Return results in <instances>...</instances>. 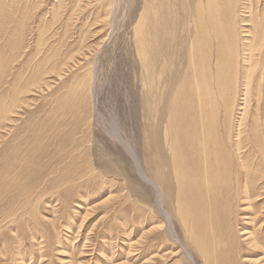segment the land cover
I'll list each match as a JSON object with an SVG mask.
<instances>
[{
    "label": "rangeland",
    "instance_id": "rangeland-1",
    "mask_svg": "<svg viewBox=\"0 0 264 264\" xmlns=\"http://www.w3.org/2000/svg\"><path fill=\"white\" fill-rule=\"evenodd\" d=\"M143 1L36 0L35 10L28 8L22 14L15 6L17 1L0 0L3 103L9 100L12 83L21 90L14 95L19 99L13 111L18 112L16 122L5 124L6 131L0 129V206L5 208L3 214L11 213L16 220L10 230H0V243L6 246L5 251H0V264H204L175 217L172 232L168 231L163 216L155 209L154 190L140 174L142 170L149 177L157 162L170 158L163 146L151 144L149 137L156 133L148 129L152 124L142 113L141 84L146 72L137 47L140 13L146 5ZM161 1L155 3L164 4L162 9L166 10L169 0ZM109 10L111 15H107ZM179 17L178 22H183ZM164 23L170 26L168 20L162 26ZM39 34L48 49L45 64L62 63L61 78L54 71L44 75L49 77L45 80L49 85L40 80L36 83L44 85L40 89L24 85L31 78L27 66L34 63L31 58L37 53ZM40 56L35 54L34 58ZM93 69L99 76L94 94L87 87ZM253 93L254 88L248 105L250 114L254 109ZM2 101L0 98V105ZM90 112L91 118L87 116ZM42 128L47 132L42 133ZM259 130L262 144L258 147L264 153V129ZM157 134L154 140L163 145L162 135L159 138ZM247 140L243 143L246 153H253ZM122 141L132 149L134 157ZM162 151L164 156L160 155ZM42 161L45 165H41ZM162 165L160 169L167 171V177L172 176L171 165ZM64 181H68L67 186L61 185ZM162 183L157 186L166 205L171 199L165 193L168 190L170 196L169 182L166 187ZM30 188L32 194L23 191ZM165 205L162 207L166 211ZM251 213L252 209H248L238 215L249 231L254 224L248 222ZM262 216L260 223L264 224ZM51 220L57 225L60 242L51 230ZM33 222L40 233L37 238L29 232ZM16 233L20 235L18 239ZM241 245V255L246 258L243 264H264V250L249 249L245 242Z\"/></svg>",
    "mask_w": 264,
    "mask_h": 264
},
{
    "label": "bare ground",
    "instance_id": "bare-ground-1",
    "mask_svg": "<svg viewBox=\"0 0 264 264\" xmlns=\"http://www.w3.org/2000/svg\"><path fill=\"white\" fill-rule=\"evenodd\" d=\"M14 1H17L15 6L20 8L22 14L28 8L34 9V1L36 4V0H12ZM143 2L146 5L140 13L141 33L137 47L142 69L146 72L141 84L142 113L152 124L148 129L162 135L163 145L160 143L162 141L154 140L156 134L149 139L154 147L159 144L170 154L165 162L171 165L172 176L169 174L167 177V171L162 167L160 169L159 165L164 161L157 162L150 169L149 177L136 166L141 170L143 179L151 184L155 209L163 216L170 233L175 217L188 244L196 249L204 264H243L246 259L245 255H241L243 242L249 249L253 247L264 250V224L260 223L264 215V153L258 147L262 144L259 129H264V0H169L166 10L162 9L164 4L158 5L155 0L148 1L151 8H148L145 0ZM109 14L111 15V11H107V15ZM178 14L183 17L181 24L178 22ZM166 20L170 26L167 23L162 26ZM36 41L37 53L34 52L31 58L34 63L27 59L32 63L27 66L31 78L24 81V85L34 87L41 80L48 86L49 82L45 80L49 77L44 75L54 71L61 78L62 63L58 64L56 61L45 64L48 49L44 47L43 35L39 34ZM104 42L105 39L100 43ZM183 42H186L185 46ZM39 53L41 56L34 58ZM93 70L87 87L94 94L95 82L99 76ZM40 85L43 84L35 87L39 88ZM18 88L11 84L13 91L6 103H3V95L0 94L4 104L0 105V129L3 131L8 130L4 129L5 124L16 122L18 112L13 111L18 106L16 102H19L14 96L20 94L21 90ZM253 88L254 115L248 109ZM12 112L14 115H9ZM94 112L93 114L98 113L97 106H94ZM87 116L91 118V112ZM42 129V133L47 132ZM245 133L249 135L244 136ZM161 135L157 134V137L160 138ZM38 137L40 143H43L41 133ZM246 139L255 153H246L243 146ZM123 143L132 154V149ZM163 153L159 154L164 156ZM41 165H45V162L42 161ZM166 177L169 183L166 182ZM162 182L165 187L168 183L170 190V196L168 190H165L167 197L171 198L167 207L165 197L163 198L157 186L162 185ZM66 183L68 181L61 185L67 186ZM49 188H54V185ZM23 191L33 193L31 188ZM242 206L246 208H239ZM2 207L0 206V230H10L11 223L16 221L15 217L11 213L8 216L3 214L5 208ZM248 209H252V217L248 222H254L250 227L251 231L245 227V223L238 220V215ZM245 215L247 219L248 216ZM34 224L35 222L30 224L29 232L37 238L40 233L36 231ZM50 226L60 242L54 220L50 221ZM15 236L17 239L20 237L17 233ZM5 249V244L0 243V251ZM184 253L190 257L187 251Z\"/></svg>",
    "mask_w": 264,
    "mask_h": 264
}]
</instances>
